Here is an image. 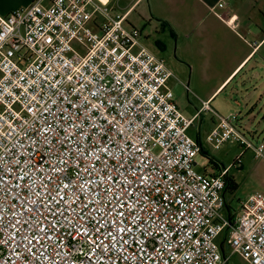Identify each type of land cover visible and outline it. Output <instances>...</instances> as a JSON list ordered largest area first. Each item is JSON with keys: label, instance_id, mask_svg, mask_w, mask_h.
Returning <instances> with one entry per match:
<instances>
[{"label": "built area", "instance_id": "2783aa9c", "mask_svg": "<svg viewBox=\"0 0 264 264\" xmlns=\"http://www.w3.org/2000/svg\"><path fill=\"white\" fill-rule=\"evenodd\" d=\"M143 44L101 0L0 14V264H226L223 233L264 264V195L227 213L229 169L198 171L189 134L210 102L186 117ZM217 116L210 145L264 158L236 115Z\"/></svg>", "mask_w": 264, "mask_h": 264}, {"label": "crops", "instance_id": "0c3cea01", "mask_svg": "<svg viewBox=\"0 0 264 264\" xmlns=\"http://www.w3.org/2000/svg\"><path fill=\"white\" fill-rule=\"evenodd\" d=\"M101 1L108 3L114 16L128 15L130 23V17L140 9L143 18L155 15L171 30L189 32L199 41L200 49L194 58L190 84L194 81L195 88L201 93V105L196 107L192 115H185L186 117L192 118L202 108L203 102H210L213 111L220 114L213 105L228 86L233 84V92L241 94L243 98V102H238V105L241 109L249 110L252 125L258 126L254 132H251V129H248V132L253 136L264 135V129L261 130L264 127V0ZM32 2L34 0H0V14L8 15L16 9L28 7ZM221 2L225 3L224 8H219ZM213 8L215 13L212 12ZM230 20L234 21L233 25L226 22ZM145 44L143 45L154 54L152 47ZM187 86L191 89V85ZM222 100L227 103L226 98ZM211 113H201L202 119L199 121V117L189 130L190 136L202 146L204 136L211 134L218 124L216 115ZM202 155L208 160L202 172L220 173L229 169L228 178L235 182L236 178L230 167L220 166L218 160L204 147ZM229 192L227 190L224 196L227 213L233 216L234 210L227 198Z\"/></svg>", "mask_w": 264, "mask_h": 264}, {"label": "rangeland", "instance_id": "374dc122", "mask_svg": "<svg viewBox=\"0 0 264 264\" xmlns=\"http://www.w3.org/2000/svg\"><path fill=\"white\" fill-rule=\"evenodd\" d=\"M138 9L130 17V21L135 24L142 32V41L146 43L149 47H152L156 57L163 60L166 65L172 70L176 75V79H172L169 82L173 92L176 96V101L183 112L184 115L190 116L196 111V107H200L201 93L195 88V82L193 85L192 79V66L194 64V58L200 49V43L195 38L194 35L186 31H179L178 29L171 30L168 25L164 22L159 21L158 17L155 15L149 18H143ZM145 44V45H146ZM196 78V75H194ZM193 78V80H194ZM191 85V89H187L186 86ZM260 97V95H258ZM222 98L227 99V103L223 102ZM264 98V96H263ZM242 95L233 92V84L228 86L227 90L220 96V98L214 103V108L223 117H229L230 115H236L237 123L236 126L241 132H244L246 139L251 142L254 146H258L264 142V135H254L248 132H254L257 125H252L249 119V110L241 109L238 102L242 101ZM243 102V101H242ZM260 108L257 112H259ZM211 114L216 115L215 111ZM202 118L200 117L199 121ZM219 121V119H218ZM257 124V123H256ZM264 127L261 128L263 130ZM194 135L193 132H191ZM204 149L214 156L220 166L230 167L231 173L237 184V189L235 191H230L227 195L228 201L231 204L234 214L239 217L240 204L245 201L250 195L256 193L264 194V158L257 159L255 157L254 150H244L240 144L234 140L224 144L220 149L214 148L207 142L206 135L203 139ZM199 154L196 158L197 170L202 172L205 165L208 163L207 158ZM241 160L240 164L236 162ZM226 233H223L217 242L219 243L221 249L224 247L225 254L229 257V262L226 264H247L242 260L241 257L231 254L228 242H224Z\"/></svg>", "mask_w": 264, "mask_h": 264}, {"label": "trees", "instance_id": "16d2710c", "mask_svg": "<svg viewBox=\"0 0 264 264\" xmlns=\"http://www.w3.org/2000/svg\"><path fill=\"white\" fill-rule=\"evenodd\" d=\"M236 189H237V184L232 179L228 178L227 190L235 191Z\"/></svg>", "mask_w": 264, "mask_h": 264}, {"label": "water", "instance_id": "95a60500", "mask_svg": "<svg viewBox=\"0 0 264 264\" xmlns=\"http://www.w3.org/2000/svg\"><path fill=\"white\" fill-rule=\"evenodd\" d=\"M222 252H223V254H224V255H226V254H225V250H224V247H223V246H222Z\"/></svg>", "mask_w": 264, "mask_h": 264}]
</instances>
